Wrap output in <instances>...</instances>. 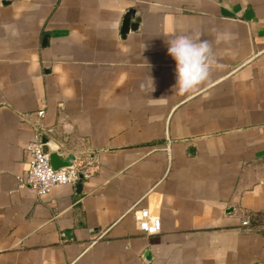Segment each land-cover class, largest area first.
I'll return each instance as SVG.
<instances>
[{"label": "crops", "instance_id": "crops-1", "mask_svg": "<svg viewBox=\"0 0 264 264\" xmlns=\"http://www.w3.org/2000/svg\"><path fill=\"white\" fill-rule=\"evenodd\" d=\"M214 30L218 67L174 94L166 39ZM43 104L58 164L97 170L39 199ZM0 264H264V0H0Z\"/></svg>", "mask_w": 264, "mask_h": 264}, {"label": "clouds", "instance_id": "clouds-1", "mask_svg": "<svg viewBox=\"0 0 264 264\" xmlns=\"http://www.w3.org/2000/svg\"><path fill=\"white\" fill-rule=\"evenodd\" d=\"M233 38L227 30H214L212 41L201 31L181 32L167 38V55L174 61V94L191 93L207 82L218 67L213 45L228 44ZM32 175L44 188L56 182L66 185L72 180L71 175L54 171L49 166L33 168Z\"/></svg>", "mask_w": 264, "mask_h": 264}, {"label": "built area", "instance_id": "built-area-1", "mask_svg": "<svg viewBox=\"0 0 264 264\" xmlns=\"http://www.w3.org/2000/svg\"><path fill=\"white\" fill-rule=\"evenodd\" d=\"M47 105L43 104L40 111L37 113L38 121L35 127L34 137L30 141L27 147V153L29 155V170L26 179L19 180V188H28L36 194L39 199L46 197L50 192L57 187L75 185L81 183L83 179H88L94 175L97 167H94L90 163H85L79 158H75L74 162L69 167L58 169L60 173L65 175H71L72 180L70 183L64 185L59 182L50 184L47 188H44L32 175L33 168L40 166H49L54 171H58L53 168L51 163V154L47 150V143L44 141V135L46 127L44 125V119L47 114ZM165 150L171 159V145L167 144ZM135 218L137 221L139 231L145 236H156L162 233L161 219L157 216H153L148 209L134 210ZM241 225L244 228H249L252 225L251 217L249 215L244 216L241 221Z\"/></svg>", "mask_w": 264, "mask_h": 264}, {"label": "water", "instance_id": "water-1", "mask_svg": "<svg viewBox=\"0 0 264 264\" xmlns=\"http://www.w3.org/2000/svg\"><path fill=\"white\" fill-rule=\"evenodd\" d=\"M247 15H248V19L249 20H252L254 19L253 17V13H252V10H247ZM134 16V11L131 10L129 11L126 15H125V18H124V22H123V31L126 33L129 29H134L135 28V25H131V19L132 17ZM58 156L56 154H51V163H52V166L54 169L58 170V169H61L63 167H69L71 166V164H67L66 166H60L58 164ZM147 259L149 260L150 259V254H147L146 255Z\"/></svg>", "mask_w": 264, "mask_h": 264}]
</instances>
